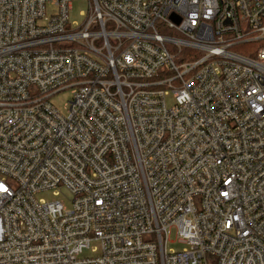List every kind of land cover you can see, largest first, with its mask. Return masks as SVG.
Segmentation results:
<instances>
[{
	"label": "built area",
	"instance_id": "obj_1",
	"mask_svg": "<svg viewBox=\"0 0 264 264\" xmlns=\"http://www.w3.org/2000/svg\"><path fill=\"white\" fill-rule=\"evenodd\" d=\"M73 1L0 0V264H264V0Z\"/></svg>",
	"mask_w": 264,
	"mask_h": 264
},
{
	"label": "rangeland",
	"instance_id": "obj_2",
	"mask_svg": "<svg viewBox=\"0 0 264 264\" xmlns=\"http://www.w3.org/2000/svg\"><path fill=\"white\" fill-rule=\"evenodd\" d=\"M89 11H90L89 0H74L73 1L72 10L70 11V14H69L70 23L73 25V28H77L80 25L84 24L89 14ZM47 13L49 16L52 14H55L57 13V8L53 5H49L47 7ZM161 33L165 36H176L177 35L174 31L169 30V29L163 30L161 31ZM64 46L74 47V45L71 43H65ZM251 49H252V46L243 45V46L235 48L233 52L242 54V55H247ZM73 93H74L73 90H65L63 92H60L59 94H57L51 99L52 104L63 115L68 114V103L73 99ZM172 104H173V99L171 97L168 99V105H172ZM37 198L38 200H43L47 203L60 201L64 204L66 211H70L72 209V197L66 192H64L60 197H56L53 195L51 191H49L46 193L39 194ZM170 240L172 243H170L169 249H174L175 251H182L185 248V245L177 242L175 236H173ZM85 255H90V253H87Z\"/></svg>",
	"mask_w": 264,
	"mask_h": 264
},
{
	"label": "trees",
	"instance_id": "obj_3",
	"mask_svg": "<svg viewBox=\"0 0 264 264\" xmlns=\"http://www.w3.org/2000/svg\"><path fill=\"white\" fill-rule=\"evenodd\" d=\"M264 45V43H259L257 46L258 47H261V46H263Z\"/></svg>",
	"mask_w": 264,
	"mask_h": 264
}]
</instances>
